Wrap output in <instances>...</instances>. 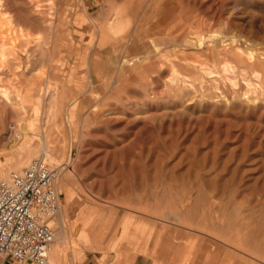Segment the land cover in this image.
<instances>
[{"label":"rangeland","instance_id":"obj_1","mask_svg":"<svg viewBox=\"0 0 264 264\" xmlns=\"http://www.w3.org/2000/svg\"><path fill=\"white\" fill-rule=\"evenodd\" d=\"M39 156L51 264H264V0H0V177Z\"/></svg>","mask_w":264,"mask_h":264},{"label":"built area","instance_id":"obj_2","mask_svg":"<svg viewBox=\"0 0 264 264\" xmlns=\"http://www.w3.org/2000/svg\"><path fill=\"white\" fill-rule=\"evenodd\" d=\"M58 174V167L39 156L10 177H0V259L50 264L56 238L51 222L60 206Z\"/></svg>","mask_w":264,"mask_h":264},{"label":"crops","instance_id":"obj_3","mask_svg":"<svg viewBox=\"0 0 264 264\" xmlns=\"http://www.w3.org/2000/svg\"><path fill=\"white\" fill-rule=\"evenodd\" d=\"M57 234V233H56ZM61 237V236H60ZM155 245H158L157 247ZM145 246V245H144ZM145 252L135 254L126 264H191L187 262L188 253L174 239H161L158 243H149ZM205 260V261H204ZM0 264H15L4 260ZM91 264V263H88ZM99 264V263H95ZM194 264H215L209 257Z\"/></svg>","mask_w":264,"mask_h":264},{"label":"bare ground","instance_id":"obj_4","mask_svg":"<svg viewBox=\"0 0 264 264\" xmlns=\"http://www.w3.org/2000/svg\"><path fill=\"white\" fill-rule=\"evenodd\" d=\"M102 35H103V34H102ZM3 98L6 99L7 101H10V96H9L8 94H6V93L3 94ZM48 158H51V157L48 156ZM24 162H25V159H24V158L19 159L18 161H16L15 163L12 164L13 169L22 166V165L24 164ZM69 168H70V170L72 171L73 166H70ZM20 171H21V170H20ZM14 172H19V171H14ZM14 172H11L7 177H1V178H8V177H10V175H11L12 173H14ZM6 173H7V171H1V172H0V176H2L3 174H6ZM57 179H58V177H57ZM57 179H56V182H57ZM56 182H55V186H56ZM56 190H57V189H56ZM59 207H60V206H59ZM53 220H54V219H53ZM55 237H56V234H55ZM56 240H57V242H60L59 237L55 238V241H56ZM54 244H55V242H54ZM54 244H53V245H54ZM52 247H53V246H52ZM57 247H58V246H57ZM51 250H52V249H51ZM53 258H54V263H55V264H59V262L56 261L55 257H53ZM51 263H52V255H51V262H50V264H51Z\"/></svg>","mask_w":264,"mask_h":264}]
</instances>
